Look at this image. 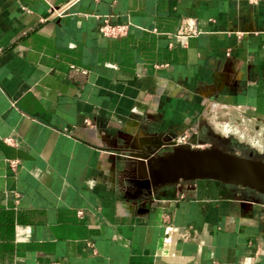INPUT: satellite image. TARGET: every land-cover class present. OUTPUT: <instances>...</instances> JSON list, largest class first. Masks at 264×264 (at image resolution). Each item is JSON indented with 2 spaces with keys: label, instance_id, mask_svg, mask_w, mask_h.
<instances>
[{
  "label": "crops",
  "instance_id": "obj_1",
  "mask_svg": "<svg viewBox=\"0 0 264 264\" xmlns=\"http://www.w3.org/2000/svg\"><path fill=\"white\" fill-rule=\"evenodd\" d=\"M206 102L264 124V0H0V264H264V194L126 171Z\"/></svg>",
  "mask_w": 264,
  "mask_h": 264
},
{
  "label": "water",
  "instance_id": "obj_2",
  "mask_svg": "<svg viewBox=\"0 0 264 264\" xmlns=\"http://www.w3.org/2000/svg\"><path fill=\"white\" fill-rule=\"evenodd\" d=\"M195 141L192 136L185 143H177L173 136L162 139L159 135L141 147L128 142L124 148L126 171L136 186L149 192L182 181L214 179L264 194L262 154H241L218 145L194 146Z\"/></svg>",
  "mask_w": 264,
  "mask_h": 264
},
{
  "label": "built area",
  "instance_id": "obj_3",
  "mask_svg": "<svg viewBox=\"0 0 264 264\" xmlns=\"http://www.w3.org/2000/svg\"><path fill=\"white\" fill-rule=\"evenodd\" d=\"M251 3L256 0H249ZM63 9H60L58 12H62ZM128 24H118L112 23L108 20V18H103L102 24L100 26V30L104 35L107 36H115L118 34H122L126 31ZM197 33L195 24L193 20L184 21L180 28L178 29L177 35L189 36ZM229 55V51L226 52ZM239 121H219L217 122V126L221 132L225 135H233L237 136L239 140L246 142L251 147L258 149L259 151H264V124H258L256 126V122L258 121L257 117L254 115H245V113L239 114ZM198 130L197 125H192L190 127L185 128L182 133L174 138L177 143H185L192 137ZM194 146H200L196 143ZM180 196H183L180 193ZM82 210H78V214H82ZM51 264H60L59 262H52Z\"/></svg>",
  "mask_w": 264,
  "mask_h": 264
},
{
  "label": "rangeland",
  "instance_id": "obj_4",
  "mask_svg": "<svg viewBox=\"0 0 264 264\" xmlns=\"http://www.w3.org/2000/svg\"><path fill=\"white\" fill-rule=\"evenodd\" d=\"M208 102H206L203 105V108H202L203 111H207L208 109H210V111H211L213 109L214 106ZM222 111H224V110L222 109ZM203 113H205V112H203ZM227 120L239 121L237 118H233L232 115H230V114L227 115V113L222 112V114H221V113H216V111L215 112L214 111L209 112L208 116H206L205 118L202 119V123L200 125V128L195 133L197 135V139H198L195 141V143L197 145H200L203 147L204 146H210V145H218L215 142V140H217L218 137H216L214 135V134H218L220 137L226 139V142H229L226 147L220 146L226 150L234 151V152L241 153V154H247L249 151H253L255 154H262V156L264 155V151H259L258 149L251 147L246 142L239 140V138L237 136L225 135L223 132H221L219 130L218 127H216L215 123H217L219 121H227ZM205 133H209L210 135H212L213 138H208L207 136H205ZM237 144L244 145L245 149L240 148L239 146H237Z\"/></svg>",
  "mask_w": 264,
  "mask_h": 264
},
{
  "label": "flooded vegetation",
  "instance_id": "obj_5",
  "mask_svg": "<svg viewBox=\"0 0 264 264\" xmlns=\"http://www.w3.org/2000/svg\"><path fill=\"white\" fill-rule=\"evenodd\" d=\"M205 136H207L208 138H213L212 135H210L209 133H205ZM215 142L218 144V146H222V147H226L228 145L229 142L226 141H220V140H215ZM264 157V155H263Z\"/></svg>",
  "mask_w": 264,
  "mask_h": 264
},
{
  "label": "trees",
  "instance_id": "obj_6",
  "mask_svg": "<svg viewBox=\"0 0 264 264\" xmlns=\"http://www.w3.org/2000/svg\"><path fill=\"white\" fill-rule=\"evenodd\" d=\"M237 146H239L240 148H244L245 149V146L242 145V144H237Z\"/></svg>",
  "mask_w": 264,
  "mask_h": 264
},
{
  "label": "bare ground",
  "instance_id": "obj_7",
  "mask_svg": "<svg viewBox=\"0 0 264 264\" xmlns=\"http://www.w3.org/2000/svg\"><path fill=\"white\" fill-rule=\"evenodd\" d=\"M212 105H213V104H212ZM213 106H214V105H213ZM215 124H216V127H218V126H217V123H215Z\"/></svg>",
  "mask_w": 264,
  "mask_h": 264
}]
</instances>
